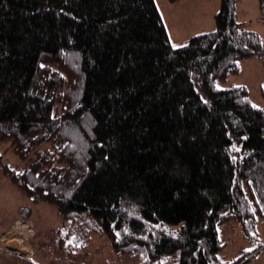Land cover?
Here are the masks:
<instances>
[{"label":"trees","instance_id":"obj_1","mask_svg":"<svg viewBox=\"0 0 264 264\" xmlns=\"http://www.w3.org/2000/svg\"><path fill=\"white\" fill-rule=\"evenodd\" d=\"M215 20L175 47L155 0H0V145L21 161L0 153V171L57 207L60 251L105 238L139 264H244L264 250L220 256L226 227L250 238L264 220V110L217 81L264 62V39L238 0Z\"/></svg>","mask_w":264,"mask_h":264},{"label":"rangeland","instance_id":"obj_2","mask_svg":"<svg viewBox=\"0 0 264 264\" xmlns=\"http://www.w3.org/2000/svg\"><path fill=\"white\" fill-rule=\"evenodd\" d=\"M158 9L172 29L171 19L177 18L185 9L171 7L169 0H155ZM193 2L192 0H189ZM212 7L204 15L200 14L185 17L181 31L172 32L175 38V47L186 45L195 36L216 30L215 16L221 9L222 0H210ZM175 3V2H174ZM209 3V2H207ZM218 4V5H217ZM240 21L251 31L257 32L264 39V23L260 18L258 0H238ZM197 14V12H196ZM169 32V31H168ZM170 35V34H169ZM240 71L229 76L224 81H217V87L228 89L235 86H245L250 92L252 102L264 110V99L261 95V86L264 84V62L260 57H250L239 61ZM7 143L0 145L3 161L11 167L21 163L19 157L8 148ZM5 152V153H4ZM18 222L23 225L19 226ZM27 223L28 227L24 224ZM61 219L56 206L23 193L2 171H0V264H139V260H127L117 257L105 238H95L87 250L69 255L59 250V236L57 230ZM23 227L25 232L17 231ZM166 228H170L167 227ZM26 235V236H25ZM221 238L225 248L221 258L226 262L237 260L243 251H253L264 243V220L258 223L257 233L248 238L243 226L233 224L224 229ZM22 240V244L18 241ZM9 244H20L27 247L26 252L18 248H8ZM252 260L244 264H264V250L254 254ZM251 257V258H252ZM250 258V259H251ZM162 264H174L172 259L163 260Z\"/></svg>","mask_w":264,"mask_h":264},{"label":"crops","instance_id":"obj_3","mask_svg":"<svg viewBox=\"0 0 264 264\" xmlns=\"http://www.w3.org/2000/svg\"><path fill=\"white\" fill-rule=\"evenodd\" d=\"M192 1L193 2H191L189 0H179L175 3L170 2L171 7L176 6L179 9H185L186 10V13H183V11H182L181 13H179L177 18H173L170 20L171 24H172V29L174 32H175V30L177 32L182 30V28H183L182 25L184 23L183 20H185V17H187V16L191 17V14H193V16L198 15L199 14L198 11L200 12V14L204 15V13H207V11L210 10L212 7V4H210L211 3L210 0H192ZM207 2H209V3H207ZM196 12H197V14H196ZM162 18H163V21L165 23L167 30L169 31L168 33L170 34L169 36H170L171 43L173 44V42L175 40H178L179 38H175V36L172 32V29L168 26L165 18L164 17H162ZM181 18H183V20H181Z\"/></svg>","mask_w":264,"mask_h":264},{"label":"bare ground","instance_id":"obj_4","mask_svg":"<svg viewBox=\"0 0 264 264\" xmlns=\"http://www.w3.org/2000/svg\"><path fill=\"white\" fill-rule=\"evenodd\" d=\"M27 227H28V224L27 223H24ZM23 224L20 222L19 223V226H22ZM17 229V231H20V232H25V229L23 228V227H17L16 228ZM26 236V235H25ZM18 240V239H17ZM19 241V240H18ZM20 242V244H22V240L21 241H19ZM8 243H9V240L8 241H6L5 242V246H7L8 248H12V249H14V248H18V251L20 252V250H21V252L22 253H25L26 252V249H27V247H25L24 248V246H22V245H20V244H14V243H11V244H9L8 245ZM26 253H30L29 251L28 252H26Z\"/></svg>","mask_w":264,"mask_h":264},{"label":"built area","instance_id":"obj_5","mask_svg":"<svg viewBox=\"0 0 264 264\" xmlns=\"http://www.w3.org/2000/svg\"><path fill=\"white\" fill-rule=\"evenodd\" d=\"M20 222H18V225H19Z\"/></svg>","mask_w":264,"mask_h":264}]
</instances>
